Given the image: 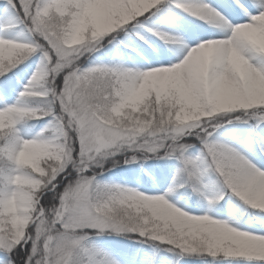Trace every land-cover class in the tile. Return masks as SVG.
Instances as JSON below:
<instances>
[{
  "label": "snow or ice",
  "instance_id": "1",
  "mask_svg": "<svg viewBox=\"0 0 264 264\" xmlns=\"http://www.w3.org/2000/svg\"><path fill=\"white\" fill-rule=\"evenodd\" d=\"M182 260L264 264V0H0V264Z\"/></svg>",
  "mask_w": 264,
  "mask_h": 264
},
{
  "label": "rangeland",
  "instance_id": "2",
  "mask_svg": "<svg viewBox=\"0 0 264 264\" xmlns=\"http://www.w3.org/2000/svg\"><path fill=\"white\" fill-rule=\"evenodd\" d=\"M198 23V22H197ZM95 55H99V53H96ZM133 58H137L135 57V54H132ZM138 59V58H137ZM22 70V71H21ZM20 72V77L19 79V85H22L27 77L31 74V69H26L24 65L20 66V70H18ZM17 91H19V86L17 88ZM35 125V131H38L42 126H43V121H33L32 122ZM154 164H160L163 165L165 162L163 161H159V162H154L151 161ZM169 164H171V162H168ZM150 165V164H148ZM129 167L126 169H120L118 172H106L104 174L105 178H111V182H115V183H122L124 184V186L126 187H130V188H136L139 191H144V188L142 186L143 181L141 180L139 183L137 182V172L139 170V166L137 165H128ZM149 166L145 165V168L147 169ZM171 180V171H169L167 177H166V182H165V187H167V181ZM106 182L107 179H106ZM223 203V202H221ZM235 207L238 211H244V206L242 204H240L238 201L235 202ZM220 219H227V216L224 217H219ZM247 219V216L244 215L242 217V220ZM96 243L99 244L101 247H105L106 250L109 248V246H127V247H135V248H142V249H147L146 245H137L134 243L133 240H126L123 237H119V236H109V235H105L102 237H99L96 239ZM151 250H148V255L144 256V260L147 261L150 256H151ZM158 255L160 256H167L169 258H171V254L169 253H159ZM180 264H201V262H195V260H182L180 262Z\"/></svg>",
  "mask_w": 264,
  "mask_h": 264
},
{
  "label": "trees",
  "instance_id": "3",
  "mask_svg": "<svg viewBox=\"0 0 264 264\" xmlns=\"http://www.w3.org/2000/svg\"><path fill=\"white\" fill-rule=\"evenodd\" d=\"M155 163L157 162V161H154ZM166 163V162H165ZM164 163V164H165ZM168 163V162H167ZM148 164H150V165H155L154 163H152L151 161H149V162H147L145 165H147V166H149ZM163 164V165H164ZM169 164V163H168ZM137 166V165H136ZM129 166H122L121 168H114V169H112V171L114 172H118L120 169H126V168H128ZM111 171V172H112ZM194 261V260H193ZM195 262H200V261H198V260H195Z\"/></svg>",
  "mask_w": 264,
  "mask_h": 264
}]
</instances>
